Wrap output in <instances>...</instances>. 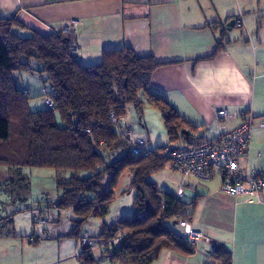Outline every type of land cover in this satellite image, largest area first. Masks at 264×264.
<instances>
[{
	"label": "crops",
	"instance_id": "1",
	"mask_svg": "<svg viewBox=\"0 0 264 264\" xmlns=\"http://www.w3.org/2000/svg\"><path fill=\"white\" fill-rule=\"evenodd\" d=\"M233 1L234 6L227 8L225 0H0V17H16L29 30L20 32L24 38L30 37L32 31L50 36L60 32L67 23H76L73 45L80 50V64L84 66L99 64L105 51L123 48H131L138 57L154 58L162 66L152 76V92L197 127L190 136L202 139L205 144L237 128L243 112L257 116L259 119L240 161L242 176L250 178L255 170L264 173V130L259 124L264 118V26L254 21L257 25L253 27L240 14L259 12L262 18L264 13L255 11V5L249 6V3L238 9L240 0ZM239 20L242 27L236 25ZM230 21L235 22L236 28L229 32L226 23ZM245 27L246 38L232 41L233 31ZM223 30L227 32L225 40L220 36ZM218 44L222 45L219 51ZM212 56H215L212 60H206ZM22 90L30 94L29 89ZM36 106L30 109L34 112L47 109L44 105ZM221 110L228 112L223 123L216 118ZM126 117L124 124L132 128ZM149 139L147 142H151ZM153 142L154 148H174L169 141L167 145ZM176 144L187 147L181 141ZM1 168V173L13 176H1L4 186H11L13 190H8L9 208L0 221L13 215V231L1 235L0 244L17 241L24 264H61L66 259L61 258L62 245L52 246L51 252L45 248L51 243H45L38 236L35 238L41 240L39 245H31L35 235L27 237V233L21 235L16 229L20 214L28 211L31 204L30 197L21 194L28 187L21 184L29 179L27 175L33 176L36 172L28 174L27 169ZM149 180L172 196L184 181L172 169L154 174ZM221 186V176L207 183L195 179L185 181L182 201L191 204L197 199L195 208L188 210L192 215L189 229L202 233L209 242L199 244L191 256L165 251L152 264H215L212 254L216 245H224L231 252L232 264H264V200L250 203L246 197H231L221 192ZM107 215L95 219L90 234L98 227V237L105 227L110 228L124 218L121 209L114 214L110 225ZM178 225L172 230L184 239L185 230ZM103 252L101 261H107L108 253ZM4 261L0 255V264Z\"/></svg>",
	"mask_w": 264,
	"mask_h": 264
},
{
	"label": "trees",
	"instance_id": "2",
	"mask_svg": "<svg viewBox=\"0 0 264 264\" xmlns=\"http://www.w3.org/2000/svg\"><path fill=\"white\" fill-rule=\"evenodd\" d=\"M15 30L29 31L16 17H0V168L53 170L62 193L53 207L73 212V227L66 237L76 240H80L88 220L108 214L119 181L129 172L136 192L133 213L105 227L97 238L98 246L108 253L106 260L112 264H152L165 251L194 255L196 247L178 236L168 222H189L192 215L188 210L195 208L197 199L186 204L149 180L170 165L164 151L171 147L135 156L130 137L123 130L125 124L119 121L127 116L129 106L142 112L143 94L161 114L169 143L205 145L202 139L190 136L198 128L152 92V76L162 65L123 48L105 51L99 64L84 66L81 59L71 56L73 33L44 36L32 31L24 38ZM220 36L225 40L227 32L221 31ZM221 46L218 44V51ZM26 73L44 77V93L47 88L53 90L52 109H30L28 90L17 85V75ZM118 153L121 156L109 164L107 159ZM62 173L73 175L63 182ZM12 218L1 219L0 237L13 231ZM41 240L33 237L30 244L39 245ZM92 253V246L85 242L78 256L81 264L97 263ZM212 259L232 264V254L224 245L214 247Z\"/></svg>",
	"mask_w": 264,
	"mask_h": 264
},
{
	"label": "rangeland",
	"instance_id": "3",
	"mask_svg": "<svg viewBox=\"0 0 264 264\" xmlns=\"http://www.w3.org/2000/svg\"><path fill=\"white\" fill-rule=\"evenodd\" d=\"M264 0H240V4L237 5L238 9L242 8V6L247 7L248 3L250 5H255V11L260 10L261 13H264L263 2ZM234 1L225 0L226 7L234 6ZM258 9V10H257ZM239 13V12H238ZM240 14V13H239ZM263 14H250L247 13L243 15L242 13V20L248 19V22L254 27L258 23V25L263 24L264 26V16L260 18L259 16ZM246 27L242 29H235L233 32V40L237 41L239 38H246L245 36ZM15 33L20 34L19 30H15ZM242 35V36H241ZM262 36V35H261ZM236 39V40H235ZM25 78V80H24ZM17 85L19 89L27 88L30 90L31 99H30V108L31 107H40V105H45L46 95H44V80L38 74H20L17 75ZM25 81V83H24ZM31 87V88H29ZM140 101L144 103L142 105V112L139 113L134 106L128 107L127 116L130 120V126L133 128L135 132L133 137L130 138L131 142H136L137 139H141L147 141L150 139L151 142H148L147 146L150 147L154 145L153 141H161L165 142V145L168 144L167 133L164 129L163 123H161V116L156 111V109L148 102L147 97L145 95H140ZM47 108V107H46ZM127 118V117H126ZM150 132L151 135H150ZM149 135V136H148ZM178 145L182 144H173L172 147H178ZM152 147V146H151ZM154 148V146L152 147ZM121 156L120 153L116 154L113 157L107 159V162L113 163ZM2 170H6L7 168H1ZM172 169L170 165H168L162 172L165 170ZM17 170V169H14ZM26 170V169H25ZM28 174L30 171H35L36 173L32 175H27L29 179L22 183L21 186H28L27 190L21 191V194L24 196L30 197V208L28 211H23L18 218V227H16L19 234L23 235L27 233V237H43L44 235H48L50 240L52 241H45V243H51L48 247H45L52 250L53 247L58 248L62 245L61 249V258H66L61 264H81L79 258V254L82 251V245L85 242H88L89 245H94L93 249V257L97 260L95 264H112L107 261H101L104 257V249L100 248L99 246H95V242H97L98 235V227L95 228V232L93 234L89 233L90 228L93 226L92 223L95 225V219L91 221H87L81 230V238L80 240H76L73 238L66 237L72 227V221L75 219L74 214L72 211H58L53 207V205L58 201L60 195L62 194L59 192L57 188L56 182V173L51 169H27ZM38 172V173H37ZM161 173V172H160ZM177 173V172H176ZM179 174V173H177ZM4 177H12L13 176L9 173L0 172V217L4 216L7 213L9 206L8 204V193L9 191L13 190L11 186L5 187L4 184L1 182V176ZM72 173H62L60 174V180L66 182L72 176ZM180 175V174H179ZM81 177L86 178L85 174H80ZM131 180L132 175L131 173H125L118 184V187L115 190V200L109 207L108 211V222L113 224V216L117 214L119 210H123L124 217H130L133 213V200L136 195V192L131 187ZM8 188V189H7ZM9 190V191H8ZM39 211L41 212L39 219L41 221H45L47 224L46 226H42L40 224L35 223V215L34 212ZM95 221V222H94ZM116 222V221H115ZM114 222V223H115ZM118 222V220H117ZM168 225L171 229H176L178 223L175 220H170ZM179 226V225H178ZM45 229L48 231L46 232ZM33 238V237H32ZM26 238H19L18 240H23ZM30 240V238H29ZM54 241V242H53ZM117 241V240H116ZM53 244V245H52ZM53 246V247H52ZM18 247L17 241L12 242H2L0 244V255L4 256L5 261L2 264H24L21 261V249ZM46 250V249H43ZM52 252V251H51ZM8 258V259H7ZM105 260V258H104Z\"/></svg>",
	"mask_w": 264,
	"mask_h": 264
},
{
	"label": "built area",
	"instance_id": "4",
	"mask_svg": "<svg viewBox=\"0 0 264 264\" xmlns=\"http://www.w3.org/2000/svg\"><path fill=\"white\" fill-rule=\"evenodd\" d=\"M239 27L243 26L242 20L237 21ZM76 23H67L63 28L64 34L73 33V28ZM71 56L75 59H81V52L77 47L71 51ZM53 90L51 88L45 89V105L47 108H53L54 104L51 98ZM228 112L226 110L218 111L216 118L220 123L226 121ZM241 123L233 131L222 134L218 140L198 147H175L166 148L164 151L165 157L169 160L172 170L179 173L183 177V182L180 184L176 197L182 199L186 187L185 181L195 179L200 183H207L216 176H221L222 186L221 192L231 197H246L248 202H261L264 200V173L260 171H253L250 178H244L241 174L240 161L245 154L249 145V140L252 128L259 119L252 114L241 115ZM125 118L119 120L123 124ZM118 121V122H119ZM114 122H117L114 120ZM260 127L264 130V118L260 120ZM126 135L133 137L134 131L132 128L125 125L123 127ZM148 142L137 139L132 143V154L140 155L142 152L153 151L151 147L147 146ZM41 212H34V219L36 224L46 226L45 221L39 219ZM185 230V238L192 246L197 247L199 244L209 242V239L200 232L191 231L189 229V222L183 220L179 223ZM44 240H49L48 235L41 237ZM100 241L95 242L98 246ZM94 247V245H90ZM221 264V263H215Z\"/></svg>",
	"mask_w": 264,
	"mask_h": 264
},
{
	"label": "water",
	"instance_id": "5",
	"mask_svg": "<svg viewBox=\"0 0 264 264\" xmlns=\"http://www.w3.org/2000/svg\"><path fill=\"white\" fill-rule=\"evenodd\" d=\"M235 27V22L234 21H232V22H230L227 26H226V28H227V30L230 32V31H232V29Z\"/></svg>",
	"mask_w": 264,
	"mask_h": 264
}]
</instances>
